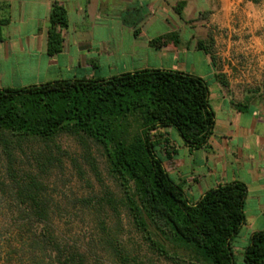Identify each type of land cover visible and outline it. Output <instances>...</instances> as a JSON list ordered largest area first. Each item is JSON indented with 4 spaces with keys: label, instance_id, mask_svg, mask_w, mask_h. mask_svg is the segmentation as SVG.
<instances>
[{
    "label": "trees",
    "instance_id": "obj_1",
    "mask_svg": "<svg viewBox=\"0 0 264 264\" xmlns=\"http://www.w3.org/2000/svg\"><path fill=\"white\" fill-rule=\"evenodd\" d=\"M64 26L65 9L55 3L49 53L60 50L58 28ZM214 124L207 81L179 70L144 68L107 78H61L0 88V145L9 199L18 212L14 222H21L15 233L21 248L7 243L2 264L12 262V254L20 251L21 262L16 264H140L138 253L131 255L117 239L118 223L115 229L107 224L111 213V218H118L122 210L142 232L144 242L166 260L264 264V230L253 232L235 252L234 240L245 223L243 181L218 184L192 202L166 168L165 160L171 156L167 129L189 147L199 148L208 142ZM60 135L78 141L84 160L95 171L90 158L91 146H96L116 187L65 205L88 211L97 237L80 238L60 225L61 206L46 192L45 180L55 164L62 166L59 155L65 154L56 141ZM71 162L79 166L74 158ZM81 172L78 167L80 178ZM105 248L110 251L108 263Z\"/></svg>",
    "mask_w": 264,
    "mask_h": 264
},
{
    "label": "crops",
    "instance_id": "obj_2",
    "mask_svg": "<svg viewBox=\"0 0 264 264\" xmlns=\"http://www.w3.org/2000/svg\"><path fill=\"white\" fill-rule=\"evenodd\" d=\"M55 3L65 9L66 26L51 54ZM144 68L207 81L212 135L191 148L167 129L165 163L192 202L226 181L246 184L245 223L234 240L240 250L264 230V0H0V88ZM17 69L26 80L4 84Z\"/></svg>",
    "mask_w": 264,
    "mask_h": 264
},
{
    "label": "rangeland",
    "instance_id": "obj_3",
    "mask_svg": "<svg viewBox=\"0 0 264 264\" xmlns=\"http://www.w3.org/2000/svg\"><path fill=\"white\" fill-rule=\"evenodd\" d=\"M26 72L24 69L14 70L12 73H7L4 76V84H10L12 86H19L21 82L26 80ZM175 138L177 133L174 131ZM57 143L65 151V154L59 155L61 159L62 166L55 164L50 173L46 178V192L53 198L54 202L60 204L61 209L58 211L62 213L63 217L60 220V225L68 227L71 229L72 234L78 235L80 238L89 239L91 236L97 237L98 230L92 222V216L88 215L89 212L82 210L77 206L70 207L69 204L65 206L69 200L73 201L75 198H82L83 196L100 192L105 187L115 190L113 181L109 179L104 169L103 158L100 151L96 146H91V160L94 159V163L97 168L96 171L91 168V165L84 160L83 147L78 143V141L71 136L60 135L57 138ZM18 152L16 157H18ZM20 158V157H19ZM72 158L75 159L76 164L82 170V178H80V173H78V167L71 162ZM18 159V158H17ZM25 163L16 166L21 167ZM9 177L6 173V159L4 153L2 152V147L0 145V264H2L5 258V251L7 243H11L15 248L19 250L21 244L17 243L15 240V233L17 231V225L21 224L20 220L14 222L18 217V212L13 206L11 200L9 199ZM121 215L118 218L107 219L108 226L113 227L115 223L117 226V239L124 244L127 251L131 255H135V251L138 253V262L140 264H188L183 262H173L166 260L150 248L142 238V232L133 225L131 219L127 216L125 211H121ZM58 214H56L58 216ZM72 216V220L69 217ZM115 229V227H113ZM238 239V238H237ZM242 246V245H237ZM21 250V249H20ZM24 252L20 251L19 254H12V262L9 264H16L21 262L19 260V255ZM109 248H105L104 258L105 263L109 260ZM238 254L240 250L235 249ZM24 259V258H23Z\"/></svg>",
    "mask_w": 264,
    "mask_h": 264
}]
</instances>
